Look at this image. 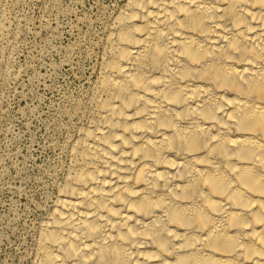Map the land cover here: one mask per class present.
<instances>
[{"label":"bare ground","instance_id":"6f19581e","mask_svg":"<svg viewBox=\"0 0 264 264\" xmlns=\"http://www.w3.org/2000/svg\"><path fill=\"white\" fill-rule=\"evenodd\" d=\"M105 29L31 264H264V0H126Z\"/></svg>","mask_w":264,"mask_h":264},{"label":"rangeland","instance_id":"374dc122","mask_svg":"<svg viewBox=\"0 0 264 264\" xmlns=\"http://www.w3.org/2000/svg\"><path fill=\"white\" fill-rule=\"evenodd\" d=\"M126 0H0V264H31L66 140Z\"/></svg>","mask_w":264,"mask_h":264}]
</instances>
